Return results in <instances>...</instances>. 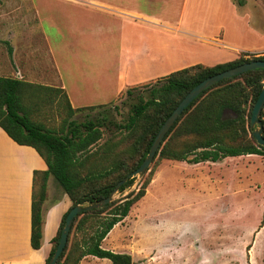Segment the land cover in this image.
<instances>
[{
    "label": "trees",
    "instance_id": "16d2710c",
    "mask_svg": "<svg viewBox=\"0 0 264 264\" xmlns=\"http://www.w3.org/2000/svg\"><path fill=\"white\" fill-rule=\"evenodd\" d=\"M237 3L242 5L243 0ZM257 60L264 61V55L241 54L233 61L214 66L196 64L127 89L119 96L134 100L122 127L125 134L108 139L100 144L102 148L98 143L104 119L77 123L72 117L104 106L74 110L62 89L0 77V128L17 144L34 148L47 165L45 172H35L33 177L31 247L34 250L41 247L42 205L50 176L71 201L69 210L107 198L121 180L141 165L158 130L191 89L206 78ZM263 86L264 70L255 69L203 91L170 128L154 159L197 164L264 155V147L257 144L252 135L255 129L250 126L251 111ZM46 106L66 112L57 126H48L41 120L40 112ZM260 120L264 138V108ZM96 145L100 146L99 151ZM153 175L154 170L148 168L137 190L98 209L78 214L56 264H80L88 256L106 259L110 264H134L131 255L104 249L102 242L145 196ZM134 182L135 177L127 179L118 193L131 188ZM69 210L52 239L45 264L53 256Z\"/></svg>",
    "mask_w": 264,
    "mask_h": 264
},
{
    "label": "rangeland",
    "instance_id": "374dc122",
    "mask_svg": "<svg viewBox=\"0 0 264 264\" xmlns=\"http://www.w3.org/2000/svg\"><path fill=\"white\" fill-rule=\"evenodd\" d=\"M260 1L264 3V0ZM72 4L75 28L70 48L73 62H89L96 50L104 51L101 54L104 58H109L108 53H116L113 51L119 48L115 29L118 21L99 14V10L92 9L89 2L0 0V77L10 74L13 50L15 64L25 80L42 81L39 76L44 79L52 75L37 72H51L52 68L51 60L46 56L48 48L41 39L37 8L42 17L53 18L56 9L67 10V6ZM153 4H156V9L160 8L159 3ZM142 6L146 8L144 4ZM190 12L191 29H201L204 25L200 19L209 11L194 8ZM212 23H207L206 27H211L210 31L216 35L217 26L214 28L216 24ZM41 28L51 37L54 48L57 41L53 24L42 21ZM110 29L115 36L108 38ZM204 45L202 49L190 46L183 52L175 46L174 54L190 58L210 56L203 60L206 66L221 64L225 58L214 54L227 51L220 45ZM61 52L67 56L58 58L60 67L70 64L71 59L69 50L63 48ZM145 84L149 83L129 86L135 88ZM133 102V99L119 97L93 112L75 114L72 119L77 123L104 119L102 138L98 143L102 145L112 137L125 134L122 127ZM40 114L48 126H57L66 116L64 110L58 111L54 106H46ZM252 128L256 130L258 127ZM99 145H96L98 151ZM148 168L154 170V175L145 196L132 206L127 217L113 227L102 242V248L129 254L134 264H264V155L197 164L154 159ZM143 178V175L135 177L133 186L122 193L117 192L114 198L120 200L130 191L137 190ZM82 264H110V261L88 256Z\"/></svg>",
    "mask_w": 264,
    "mask_h": 264
},
{
    "label": "crops",
    "instance_id": "0c3cea01",
    "mask_svg": "<svg viewBox=\"0 0 264 264\" xmlns=\"http://www.w3.org/2000/svg\"><path fill=\"white\" fill-rule=\"evenodd\" d=\"M79 4L89 2L109 19L118 21L116 40L118 50L109 58L104 51L92 52L87 63L73 62V4L69 9L54 11V17H42L37 8V23L41 39L48 50L51 73L46 78L33 81L24 79L15 64L8 77L29 83L64 90L72 109L106 106L117 99L129 84L152 83L174 71L201 64L210 56L178 54L190 46L220 45L227 52L214 54L225 58L221 63L237 59L241 54L264 55V3L260 0H75ZM153 3H159L156 9ZM144 4L146 8L142 6ZM154 5V6H152ZM194 8L207 9L200 23L201 29H191V12ZM176 9V12L174 11ZM179 9V10H178ZM42 21H49L55 30L54 48L51 37L42 31ZM216 24V35L206 27ZM114 29V28H113ZM215 34V33H214ZM115 36L112 29L107 32ZM220 36L221 38H216ZM218 39V41H217ZM216 40V42L214 41ZM67 42L69 45L67 46ZM66 47H69L68 49ZM56 48H59L57 50ZM70 51V64L59 66L58 58ZM94 53V54H93ZM49 60V59H48ZM50 62V61H49ZM68 66V67H67ZM5 77V76H4ZM38 82V83H35ZM129 88H132V86ZM79 114V113H78ZM47 165L36 150L14 142L0 128V264H45L63 215L71 207V201L52 176L48 178L45 200L42 205L41 247L34 250L30 244L31 201L35 172H45ZM108 236V235H107ZM106 239V238H105ZM104 239V240H105ZM96 258V257H95ZM85 259V258H84ZM83 259V260H84ZM98 259V258H97ZM83 260L80 264L83 263Z\"/></svg>",
    "mask_w": 264,
    "mask_h": 264
},
{
    "label": "water",
    "instance_id": "95a60500",
    "mask_svg": "<svg viewBox=\"0 0 264 264\" xmlns=\"http://www.w3.org/2000/svg\"><path fill=\"white\" fill-rule=\"evenodd\" d=\"M255 69L264 70V61L257 60V61H252L249 63L236 66L234 68H231L229 70H226L214 76L206 78L205 80L201 81L198 85H196L193 89H191L186 94V96L180 101V103L173 110V112L169 115V117L165 120V122L162 124V126L158 130L150 146V149L148 151L146 158L143 160L141 165L134 172L130 173L126 178L121 180L107 198L101 201H98V202L87 204V205H77L69 210L65 218L64 227L61 230L58 244L53 253V256L51 257L49 261V264H56L58 258L62 254L66 246V243H67L68 235H69L71 226L73 224V220L78 214H82L84 212L91 211L94 209H98L102 206H105L106 204L110 203L113 199H115L114 195L118 192L121 185H123L127 179L133 178V177H141L143 174H145V172L148 170L149 165L153 161L161 143L163 142L170 128L173 126V124L176 122V120L182 114V112L191 104V102L199 94H201L203 91L210 88L214 84H217L220 81L229 79L234 76H238L242 73L255 70ZM263 108H264V86L261 89V92L252 108L251 116H250V126L258 127L256 130L253 131L252 135L255 141L257 142V144L262 147H264V138L262 136V125H261L260 115H261Z\"/></svg>",
    "mask_w": 264,
    "mask_h": 264
}]
</instances>
